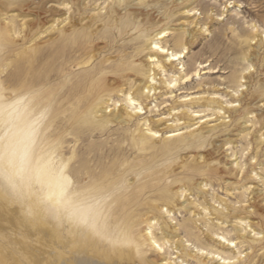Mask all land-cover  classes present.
I'll return each mask as SVG.
<instances>
[{"label":"bare ground","instance_id":"obj_1","mask_svg":"<svg viewBox=\"0 0 264 264\" xmlns=\"http://www.w3.org/2000/svg\"><path fill=\"white\" fill-rule=\"evenodd\" d=\"M187 3L116 0L115 7L86 17L84 0H0V58L8 56L12 43L18 48L9 74L8 63H0V179L18 193L31 196H35L32 185L41 188L50 225L48 264H188L189 260L164 262L160 254L176 231L174 225L163 228L159 242L144 224L151 223L163 206L169 211L181 206L171 189L158 184L161 170L124 161L95 166L91 159L84 158L86 148L80 153L82 147L69 144L86 140L87 135L81 133L84 130L102 131L114 123L126 125L137 115L141 100L159 87L154 71L180 59L186 48L184 38L176 37L174 50L162 59L163 64L154 67V58L158 61L160 57L158 49L165 48L153 38L165 36L166 28L162 26L149 36L147 23L156 19L155 12L164 9L175 15L173 8H186ZM60 5L70 6L64 11ZM11 10L16 14H9ZM58 10L63 12L57 14ZM24 14L32 16L24 19L18 30L16 19ZM44 33L48 39L57 34L56 41L46 49L36 45V39ZM254 37V43L251 37L241 42L260 46L264 36L258 33ZM100 38L106 42L100 45ZM114 40L121 41L116 48L122 53L92 64L102 48H113L110 43ZM127 48L132 51H124ZM251 55L250 51V66ZM49 77L59 80L57 87L49 85ZM130 80L134 86L122 89ZM117 91L124 92L125 102L108 109L103 96ZM240 95L244 97V93ZM224 123L204 125L188 138L174 132L165 136L161 133L163 144L159 148L199 145ZM162 130L138 128V136L132 135L131 143L147 146ZM212 161V155L197 152L180 167L186 171L185 177L193 176L206 169L214 171ZM204 185L197 183L201 189ZM209 213L220 217L216 209ZM250 238L258 240L253 235ZM172 245L183 256L198 259L195 264H209L187 251L180 238ZM207 254H212L213 260L216 251ZM220 258L222 262L217 264H225L227 257Z\"/></svg>","mask_w":264,"mask_h":264},{"label":"rangeland","instance_id":"obj_2","mask_svg":"<svg viewBox=\"0 0 264 264\" xmlns=\"http://www.w3.org/2000/svg\"><path fill=\"white\" fill-rule=\"evenodd\" d=\"M187 1L186 8L182 5V8H173L175 15L161 9L154 13L156 19L147 23L149 36L162 26L166 28L165 36L153 38L165 48L158 49L160 57L158 61L154 58V67L163 64L162 59L174 50L176 37L184 38L186 48L180 59L154 71L159 87L141 100L142 108L137 115L126 125L114 123L102 131L84 130L81 133L87 135L86 140L69 144L82 147L80 153L86 148L84 158L91 159L90 163L95 166L124 161L161 170L158 184L171 189L181 202L172 211L163 206L151 223H144L159 242L163 239V228L175 226L176 231L170 238L165 237L169 242L160 251L164 262L198 263V259L185 257L173 247L172 243L180 238L187 251L203 257L209 264L221 263V256L227 257L225 264H264V40L260 46L253 44L257 39L255 34L264 36V23H261L264 22V0H243L242 8V0ZM84 3L86 17L116 6V0H84ZM233 3L237 10L227 12V18L221 21L216 13L225 15L226 5ZM50 4L56 5L52 1ZM69 6L58 7L66 11ZM9 14L16 11L11 10ZM31 16L24 14L16 19L18 30L24 19ZM56 35L48 39L44 33L36 39V45L46 49L56 41ZM245 37L252 38L251 47L241 42ZM98 41L100 45L106 42L101 38ZM120 43L111 41L113 48H102L92 64L121 54L116 48ZM17 50L12 43L8 56L0 58V63H8V74ZM124 51L131 52L132 48ZM250 51L253 53L251 66L247 59ZM48 79L49 85L58 86V79ZM130 85L134 86L132 80L121 88L129 90ZM240 93H244L243 98ZM103 97L108 109L125 102L124 92L120 91ZM221 121L226 123L219 124L199 145L172 144L170 149L159 148L163 144L161 133L165 136L174 132L188 138L204 125ZM138 128L163 130L148 141L149 145L137 146L131 143V136H138ZM197 152L212 155L216 167L214 171L206 169L185 177L186 171L180 166L189 163ZM198 182H205L204 189L197 186ZM32 187L35 196L18 193L0 179V264H48L50 225L46 203L38 184ZM213 209L219 219L209 213ZM204 212L209 214L205 216ZM252 235L258 240H251ZM209 250L216 251L213 260L212 254H207Z\"/></svg>","mask_w":264,"mask_h":264},{"label":"snow or ice","instance_id":"obj_3","mask_svg":"<svg viewBox=\"0 0 264 264\" xmlns=\"http://www.w3.org/2000/svg\"><path fill=\"white\" fill-rule=\"evenodd\" d=\"M242 7H243V0H242V2H241V8H242ZM236 10H237V8H236V4L233 3V4H230V5H226V8H225V15H220L219 12H217L216 14H217V16L219 17V19H220L221 21H224V20L227 18V12H229V11H231V12H235ZM261 23H264V22H261ZM153 46L155 47V45H153ZM173 59H177V57H173ZM248 71H252V69L249 68ZM171 86L174 87L175 84L173 83ZM226 264H227V262H226Z\"/></svg>","mask_w":264,"mask_h":264},{"label":"clouds","instance_id":"obj_4","mask_svg":"<svg viewBox=\"0 0 264 264\" xmlns=\"http://www.w3.org/2000/svg\"><path fill=\"white\" fill-rule=\"evenodd\" d=\"M51 179L53 180V182L55 181V178L54 177H52Z\"/></svg>","mask_w":264,"mask_h":264}]
</instances>
